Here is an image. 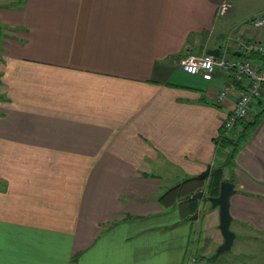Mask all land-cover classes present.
Wrapping results in <instances>:
<instances>
[{"label":"crops","instance_id":"0c3cea01","mask_svg":"<svg viewBox=\"0 0 264 264\" xmlns=\"http://www.w3.org/2000/svg\"><path fill=\"white\" fill-rule=\"evenodd\" d=\"M6 1L0 264H184L192 253L214 257L224 242L218 209L203 214L208 208L200 200L197 219L187 220L178 207L148 198L158 190L159 171L178 172L184 181L208 166L211 172L224 166V179L236 185L235 241L261 240L262 255L257 248L238 255L245 264H264V118L225 166L229 150L218 141L245 85L235 72L192 81L178 64L211 49L245 58L239 40L264 44V28L250 22L264 12V0L0 3ZM225 87L232 95L219 103ZM242 127L230 136L236 139ZM228 254L215 264H239Z\"/></svg>","mask_w":264,"mask_h":264},{"label":"built area","instance_id":"2783aa9c","mask_svg":"<svg viewBox=\"0 0 264 264\" xmlns=\"http://www.w3.org/2000/svg\"><path fill=\"white\" fill-rule=\"evenodd\" d=\"M228 9L229 6L224 4L221 11L224 13ZM250 22L254 28L263 29L264 12L254 16ZM238 47L244 52L245 58H231L226 54L218 58L211 55H189L178 61L180 67L190 75L212 80L217 72H235L237 79L244 83L245 91L234 97L233 112L224 122L226 132L232 130L239 122L249 119L252 104L263 96L264 63L255 62L250 56L258 54L264 58V44L239 40ZM231 95L229 88L225 87L218 93L217 101L224 103ZM186 264H200L196 253L190 255Z\"/></svg>","mask_w":264,"mask_h":264},{"label":"trees","instance_id":"16d2710c","mask_svg":"<svg viewBox=\"0 0 264 264\" xmlns=\"http://www.w3.org/2000/svg\"><path fill=\"white\" fill-rule=\"evenodd\" d=\"M258 54H253L250 57L257 56ZM260 56V55H258ZM261 57V56H260ZM263 58V57H262ZM263 97V96H262ZM258 106V112L253 115L250 119L241 121L242 123V131L239 136L234 139L230 136L231 132L234 130H230L229 132L223 131L222 137L219 140V146L221 150H229V153L226 155L228 156V161L226 165L232 166L234 162V158L240 146L243 142L255 131L258 126L261 124L264 118V100L263 98L255 101ZM254 102V103H255ZM253 103V104H254ZM252 104V105H253ZM224 179V166L215 167L212 169L210 180L207 183L206 179H202L200 177H193L188 178L182 181L181 183L175 185L174 187L170 188L164 195L160 196L158 202L161 206L165 208H173L178 207L181 211V215L184 219L190 220L191 216L198 212L199 210V203L200 200L193 198L192 196L201 191L207 190L206 197L209 196H218L220 192L221 182ZM198 259L203 262V264H215L217 257H210L204 260L197 256ZM215 260H214V259Z\"/></svg>","mask_w":264,"mask_h":264},{"label":"rangeland","instance_id":"374dc122","mask_svg":"<svg viewBox=\"0 0 264 264\" xmlns=\"http://www.w3.org/2000/svg\"><path fill=\"white\" fill-rule=\"evenodd\" d=\"M9 3H11V2L6 1V2H1L0 3V64L2 63V61H3L4 57H5L3 46L5 45V41H7V36H6V34H7L6 33L7 26L2 23L1 13L5 12L7 9H9V7H8ZM228 52H229V49H228V51H226V53H228ZM226 56H227V54H226ZM189 76H190V80H192V81H195L196 78H198V76H194V75L193 76L189 75ZM0 94H1V92H0ZM177 174L180 175V173H178V172L172 173V174H168V173L164 174V173L159 171L157 173V175H159V180H160V184L157 186L158 190H157V192L155 194L150 195V197H148V198L153 199L151 197H155V200H158L159 197L164 195L170 188H172L175 185L181 183L183 180H181V179L179 180V177H178ZM153 178H155L153 175H146L145 173L142 174V179L149 180V179H153ZM208 179L210 180V176L206 180H208ZM206 192H207V190L205 189V197L203 198L202 201H203L204 204H206V206L208 208V212H204L203 214H208L212 210L211 203L207 200V197H206L207 193ZM192 216H194V214ZM231 229H233V228H231ZM257 237L260 238L261 236L257 235ZM260 243H261V240H258L256 238H246V239L245 238L242 239L241 237L237 238V240L235 241V243H234V245H233V247L231 249L232 254H235L233 258L234 259H239L238 261H236L239 264H245V262H243L244 258L240 257V255H238V254L241 253V251H242V252H244V253H246L248 255H250V254L253 255L252 253L254 252V250H253L254 248H257L258 254L262 255V250H261L260 247H258V245ZM218 247H217V249H218ZM231 252H229V254H231ZM215 253L216 252H214V254ZM229 254L225 255V256L228 257ZM258 254H256V255H258ZM188 260L184 264H186L188 262ZM251 261L255 262L254 259H251ZM200 264H201V262H200Z\"/></svg>","mask_w":264,"mask_h":264},{"label":"water","instance_id":"95a60500","mask_svg":"<svg viewBox=\"0 0 264 264\" xmlns=\"http://www.w3.org/2000/svg\"><path fill=\"white\" fill-rule=\"evenodd\" d=\"M208 55L214 56L216 58L220 57L221 50L219 49H211L207 52ZM211 175V166H208L207 169L199 174L198 177L202 179H207ZM236 194V185L234 182L223 180L220 186V192L218 196H209L207 200L211 203L212 209H218L220 224L219 229L224 237V242L221 244L214 257H219L223 254L231 252V249L234 245V241L236 239V234L231 229V224L233 221V217L231 215V198ZM193 198L203 200L205 197V190H201L195 193ZM198 217V213L194 214L191 217V220H196Z\"/></svg>","mask_w":264,"mask_h":264}]
</instances>
